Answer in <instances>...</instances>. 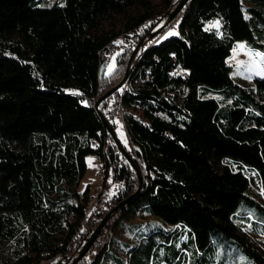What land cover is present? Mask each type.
I'll return each instance as SVG.
<instances>
[{
	"label": "trees",
	"instance_id": "16d2710c",
	"mask_svg": "<svg viewBox=\"0 0 264 264\" xmlns=\"http://www.w3.org/2000/svg\"><path fill=\"white\" fill-rule=\"evenodd\" d=\"M154 13L151 0H0V264L53 257L52 264H69L72 237L85 241L136 191L134 169L109 143L106 173L121 190L102 200L82 234L77 190L86 156L101 149L90 139L112 141L94 105L120 80L134 49L118 44V34ZM117 15L124 17L121 29L103 26ZM176 19V34L145 50L137 69L143 82L122 98L148 121L129 119L126 126L142 188L114 210L74 264H98L101 253L100 264L107 256L114 264H216L203 256L211 230L264 264V252L235 222L240 204L264 211L248 194L252 183L264 190V79L240 86L226 63L236 41L264 49V0H189L170 22ZM213 20L218 31L206 27ZM110 54L115 62L106 71L102 60ZM110 97L99 103L108 120L102 109ZM141 211L171 232L155 229L125 244L123 262L110 253L118 251L115 238L97 252L106 229L115 232ZM188 244L200 256H187Z\"/></svg>",
	"mask_w": 264,
	"mask_h": 264
},
{
	"label": "rangeland",
	"instance_id": "374dc122",
	"mask_svg": "<svg viewBox=\"0 0 264 264\" xmlns=\"http://www.w3.org/2000/svg\"><path fill=\"white\" fill-rule=\"evenodd\" d=\"M173 1L174 0H151V5L155 10L154 15L159 17V19L154 18L156 21V24L154 26V34H157L162 29L167 28L169 25H171L170 21L173 18L170 17L171 12L170 13L168 12L172 8ZM130 10L133 11L134 8ZM216 21L218 20H213L208 22L206 25L207 29L217 30L215 27H213ZM123 22H124V17L117 15L114 16L111 21L104 22L103 26H105L106 28L115 27L116 30H119L122 28ZM120 32H124V30H121ZM173 32L175 33L174 30L171 31V33ZM121 35L118 36L120 40L122 39ZM116 41H118V39H116ZM137 45L138 43L136 44V46ZM240 45H244L245 47L240 48L239 47ZM122 46L125 47L127 45L122 43ZM249 51H251L252 53H261L262 55H264V49L252 48L249 45H247L244 41H236L231 50V54L226 59V63L231 67L232 80L240 86H251L253 78L260 77L252 74L249 71V68L246 67L247 65H250L251 62L250 56L246 54ZM257 60H259V58H257ZM114 62H115V54L107 55L102 60V63H105L106 65L105 67L106 71H109L113 67ZM248 76H251V78L250 79L246 78ZM111 121H113V123L115 124L114 131L117 137L119 138L121 144L125 146L124 148H126L127 150L129 148V144L127 141L126 133L123 130V126L120 124L119 120L117 119V116L114 117L113 120ZM85 161H86V172L82 177V179L80 180L79 186L86 187L87 185L91 186L93 184L99 185V180H98L99 176H98V171L95 168L94 156L92 155L86 156ZM244 172L248 177L255 176L254 171L251 169H245ZM104 185L106 187V191L108 192L106 194H109V192H111L114 189L110 180L106 181ZM261 193L262 192H260V188L255 183H252L248 190V194L252 198L257 200L264 207V195H262ZM238 213H240L241 215ZM236 215L238 218L235 219V222L238 224V226H240L242 230L247 232L251 236V239L264 252V211L260 208L259 209L252 208L249 205L244 206L240 204L236 210ZM247 215L249 216V219H247ZM160 228H163L165 232H169L171 230L167 224H165L163 221L157 219L156 217L152 216L149 213H145L143 211L136 213L135 215L131 216L129 220L122 221L119 224V226L116 227L115 244H120V245L118 246V251L116 249L112 253H116L123 262L126 258V255L123 252L125 249V244L130 243L131 245L133 244L134 246L137 243L138 237H140L143 234L146 235L150 233L152 230L160 229ZM136 230L137 233L135 234V236H133L134 234L131 235ZM210 235H211V244L209 249L203 252L204 257L207 255L209 256L211 255L210 259H214L216 261V264H253L252 261L240 250L239 246L233 239L223 236L222 234H220L215 230H211ZM131 239L132 241L130 242L129 240ZM85 242L86 240L80 243L81 246L78 252L82 249ZM187 248L189 251V253H187V256H190L192 258H194V256L195 257L200 256V254H198V251L191 244L187 246ZM55 260L56 259H52V261L49 262V264H52ZM103 264H114V263L112 258L107 256Z\"/></svg>",
	"mask_w": 264,
	"mask_h": 264
},
{
	"label": "built area",
	"instance_id": "2783aa9c",
	"mask_svg": "<svg viewBox=\"0 0 264 264\" xmlns=\"http://www.w3.org/2000/svg\"><path fill=\"white\" fill-rule=\"evenodd\" d=\"M154 18L159 19L158 16L153 15L150 18H147L142 24L136 25L133 29L127 30L124 32H121L118 34L121 35V40L120 38L117 39L119 41H123L124 44L127 46H136L138 43V49L136 53L134 54L131 62L129 63L128 66H126V75L118 87V89L113 92L109 97L108 101L106 104L103 106L102 111L109 116L108 122L112 125V127L115 129V124L113 123V118L117 116V119L119 120L120 124L123 126V130L126 133V126H127V121L129 119H134L137 120L141 123L148 124V121L144 118L142 112L139 110V108H134L133 106H128L124 103L123 97L126 93H129L133 90L134 85H138L137 83H134L136 81L138 82H143V79L141 76L139 77L137 75V69H138V64L142 60L145 50L147 48L152 47L153 45H156L159 43L165 36H167L169 33H171L172 30L175 31V24L177 23L178 19H176L171 25H169L167 28L162 29L159 31L157 34H154V26L156 24V21ZM167 29V30H166ZM181 69L180 67L174 68V70H171L169 76H174L175 73H177V70ZM184 72V71H183ZM122 78V77H121ZM184 95V94H183ZM165 97H170L173 96L171 92H166ZM99 108V105H98ZM100 110V108H99ZM115 114V115H114ZM127 136V133H126ZM127 141L129 144V148L126 150L128 153H130V156L136 160V155L134 153L133 146L129 142V138L127 136ZM113 141H110L106 138L103 137L102 143L96 140V138H91L90 139V145L92 147L100 146L101 149L100 155L94 156L95 159V168L98 171V176H99V185L93 184V185H88L89 187L86 189L85 187H80L78 188V202L83 205L84 213L83 216L80 220L81 223V231L82 234L86 230V221L89 220L90 216L93 214L95 211V208L102 203V200H109L111 196L114 194H117L121 189L116 185L115 182L112 181V178L110 174H107L106 171L110 173V167H105V157H107V146L109 143H112ZM125 147V146H124ZM126 149V148H125ZM119 157L122 158V162H125L126 159L121 156L120 152L118 151ZM110 180L111 184L113 185L114 189L109 192V194L106 191L105 187V182ZM104 206V205H103ZM174 227H178L177 224L174 225ZM81 235V234H80ZM115 238V232L112 228L106 229V231L103 233L99 245H98V250L97 252H105L109 250V248L112 246V241ZM81 242H83L82 239L74 238L72 237L70 241V250L72 253L76 254L78 253V250L81 246ZM53 258H41L39 259L37 264H49V262L52 261ZM102 253L100 256V262L102 261ZM100 262L98 264H100Z\"/></svg>",
	"mask_w": 264,
	"mask_h": 264
},
{
	"label": "water",
	"instance_id": "95a60500",
	"mask_svg": "<svg viewBox=\"0 0 264 264\" xmlns=\"http://www.w3.org/2000/svg\"><path fill=\"white\" fill-rule=\"evenodd\" d=\"M189 0H180L179 3L176 5V7L171 11L170 13V17L174 18L175 15L182 9V7L188 2ZM138 49V45L134 47L132 53L129 56L128 62H127V66L129 65V63L131 62L134 54L136 53ZM126 75V70L125 73L123 74L122 78L115 84L113 85L109 90H107L102 96H100L96 102H95V109L97 111V114L100 118V120L102 121L104 127L106 128V130L109 132L111 139L113 141V143L115 144V146L117 147L118 151L120 152L121 156H123L128 162L129 164L132 166V168L134 169L137 178H138V186L136 191L131 194L130 196H128L127 198H125L124 200H122L119 205L115 206L114 208H112L98 223V225L96 226V228L92 231V233L89 235V237L86 239V242L84 243L82 249L76 254V256L71 260V262L69 264H74L77 260H79L82 256H84L87 251L90 249L91 245L96 241L98 235L100 234L103 226L106 224L109 216L114 212L115 209H117L118 207L124 205L130 198H132V196L139 191L142 188L143 185V176L141 174V171L139 170L134 158L132 156H130V154L126 151V149L124 148V146L121 144L119 138L117 137L114 128L112 127V125L108 122V120L105 118V116L102 114V112L99 110L98 105L99 103L108 98L113 92H115L118 87L120 86V84L122 83L124 77Z\"/></svg>",
	"mask_w": 264,
	"mask_h": 264
},
{
	"label": "snow or ice",
	"instance_id": "6c2138e0",
	"mask_svg": "<svg viewBox=\"0 0 264 264\" xmlns=\"http://www.w3.org/2000/svg\"><path fill=\"white\" fill-rule=\"evenodd\" d=\"M213 27H215L217 29V31L219 30L220 24L219 21H216L215 24L213 25ZM176 33H169V35H175ZM219 34V32H218ZM118 44H122L123 41H119L117 42ZM240 48H244V45H240ZM250 56V65H247L246 67L249 68V71L257 76H260L262 79H264V55H262L261 53H252L251 51H249L248 53H246ZM257 58H259V60H257ZM248 79L251 78V76L246 77ZM262 195H264V190H262Z\"/></svg>",
	"mask_w": 264,
	"mask_h": 264
},
{
	"label": "crops",
	"instance_id": "0c3cea01",
	"mask_svg": "<svg viewBox=\"0 0 264 264\" xmlns=\"http://www.w3.org/2000/svg\"><path fill=\"white\" fill-rule=\"evenodd\" d=\"M168 225V227L170 226L169 224H167ZM179 235V234H178ZM115 251V249H114V246H113V248H111V250H110V253H112V252H114Z\"/></svg>",
	"mask_w": 264,
	"mask_h": 264
}]
</instances>
